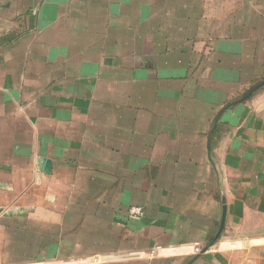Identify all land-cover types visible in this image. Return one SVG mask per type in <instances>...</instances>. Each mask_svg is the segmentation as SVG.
Wrapping results in <instances>:
<instances>
[{"label":"crops","instance_id":"crops-1","mask_svg":"<svg viewBox=\"0 0 264 264\" xmlns=\"http://www.w3.org/2000/svg\"><path fill=\"white\" fill-rule=\"evenodd\" d=\"M93 255L264 264V0H0V264Z\"/></svg>","mask_w":264,"mask_h":264},{"label":"water","instance_id":"water-1","mask_svg":"<svg viewBox=\"0 0 264 264\" xmlns=\"http://www.w3.org/2000/svg\"><path fill=\"white\" fill-rule=\"evenodd\" d=\"M257 87H258V86L254 87V88H252L250 91H248V93L245 94V95L243 96L242 99L245 100V99H247L248 97H250V96L253 94V92L255 91V89H256ZM51 169H52L51 160H50V159H47V158H43V170H44L45 172H51ZM226 213H227V207H226V205L224 204V205H223V218H222V221H221V227H220L219 232L216 234V236H215V238H214V241H216V240L219 238L220 234H221V231H222V229H223V227H224V224H225ZM211 245H212V244H209V246L204 247V248H203V249L197 254L196 257H198L199 254H201V253L207 251V249H209V247H210Z\"/></svg>","mask_w":264,"mask_h":264},{"label":"rangeland","instance_id":"rangeland-1","mask_svg":"<svg viewBox=\"0 0 264 264\" xmlns=\"http://www.w3.org/2000/svg\"><path fill=\"white\" fill-rule=\"evenodd\" d=\"M153 255H161V254H163V251L162 250H160V249H157V250H154V253H152ZM112 255V254H111ZM113 255H115V254H113ZM91 257H93V258H91V260H90V262H87V263H81V264H93V263H96V262H98V258L99 257H101V256H91ZM103 257H105V256H103ZM103 257H101V258H103ZM107 257V256H106ZM88 258H90V257H88ZM113 258H115V257H113ZM49 261H51V260H49ZM49 261H46V262H49ZM35 263H41V262H35ZM28 264H30V263H28ZM78 264V263H77ZM80 264V263H79Z\"/></svg>","mask_w":264,"mask_h":264},{"label":"built area","instance_id":"built-area-1","mask_svg":"<svg viewBox=\"0 0 264 264\" xmlns=\"http://www.w3.org/2000/svg\"><path fill=\"white\" fill-rule=\"evenodd\" d=\"M143 209L139 206H133L130 209V214L133 216H142L143 215Z\"/></svg>","mask_w":264,"mask_h":264}]
</instances>
